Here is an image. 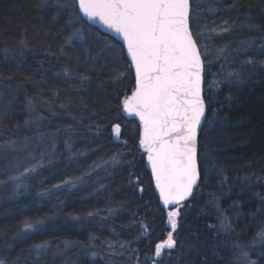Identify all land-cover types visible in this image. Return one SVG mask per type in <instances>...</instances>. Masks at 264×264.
<instances>
[{"label": "trees", "instance_id": "obj_1", "mask_svg": "<svg viewBox=\"0 0 264 264\" xmlns=\"http://www.w3.org/2000/svg\"><path fill=\"white\" fill-rule=\"evenodd\" d=\"M73 3L0 0V145L14 142L0 148V264H236L237 245L264 228V0L200 8L206 27L236 34L242 79L210 104L203 92L199 185L181 205L176 247L156 262L168 231L140 125L121 115L130 65L118 43L69 16ZM25 158L36 171L11 179Z\"/></svg>", "mask_w": 264, "mask_h": 264}, {"label": "snow or ice", "instance_id": "obj_2", "mask_svg": "<svg viewBox=\"0 0 264 264\" xmlns=\"http://www.w3.org/2000/svg\"><path fill=\"white\" fill-rule=\"evenodd\" d=\"M71 9L70 17L98 21L123 41L130 67L135 72V88L124 98L123 111L140 121L139 145L147 155L152 181L164 208L181 205L192 196L199 179L198 131L206 113L202 95L204 60L196 34L190 27L191 0H74ZM229 30L223 27L221 32ZM74 36L82 38L79 29ZM246 63L252 64L254 60L249 58ZM233 75L238 76L228 74L229 77ZM111 132L119 139L121 126L114 124ZM12 144L14 142H9L0 148ZM28 163L26 158L16 159L13 166L23 167L24 171L11 179L20 181L21 177L35 172V166H25ZM65 183L75 186L74 181ZM179 215L178 210L168 211L167 223L171 231L166 239L155 244L156 257H160L164 249L176 247L173 233ZM24 223L25 230L34 227L28 221ZM253 239L264 241V228ZM68 243L66 241L65 245ZM47 247V242L35 245L37 250ZM242 255L246 259L247 253Z\"/></svg>", "mask_w": 264, "mask_h": 264}, {"label": "rangeland", "instance_id": "obj_3", "mask_svg": "<svg viewBox=\"0 0 264 264\" xmlns=\"http://www.w3.org/2000/svg\"><path fill=\"white\" fill-rule=\"evenodd\" d=\"M196 5L193 6V13H192V22L194 25V34H196V39L198 41L202 59L204 60V74L205 82H203V92L206 93L208 97V103L210 104L213 102L219 93L223 90L226 92L232 86H236L239 84V81L242 79L240 74L237 71L238 63H236V59L233 57L232 53H236V34H233V30H230L226 33H222L221 29L226 27L225 25L221 24V26L215 29V31H211L212 29L209 28V25H205V19L201 21L200 19V8L207 6V2L215 1V0H194ZM203 9V8H202ZM223 49V51H219ZM238 74L229 77L228 74ZM215 82V83H214ZM231 86V87H230ZM131 95V94H130ZM129 95V96H130ZM124 100V99H123ZM121 101V110H123L122 102ZM137 120V119H135ZM138 122V120H137ZM141 132V130H140ZM142 150V149H141ZM142 153L146 157V153L142 150ZM199 167V163H198ZM153 189L157 195V192L153 186ZM158 196V195H157ZM181 205L175 206L171 209L165 210V227L167 231H171L170 226L167 223V213L171 210H178L180 211ZM179 216L177 218V221ZM167 232V233H168ZM176 232V231H175ZM175 233H173L174 235ZM256 235L252 236V239ZM167 238V234L165 239ZM257 242V243H256ZM253 246L252 251H255L254 248L258 247L259 250L256 251V255H250L251 248ZM263 247V249L261 248ZM173 249H164L160 257H156L154 254L153 262L158 260L157 258H161L164 254H168ZM243 252L247 253V257L242 255ZM154 264V263H151ZM236 264H264V241H260L259 239H253V245L248 242L244 243L240 247H236Z\"/></svg>", "mask_w": 264, "mask_h": 264}, {"label": "water", "instance_id": "obj_4", "mask_svg": "<svg viewBox=\"0 0 264 264\" xmlns=\"http://www.w3.org/2000/svg\"><path fill=\"white\" fill-rule=\"evenodd\" d=\"M77 12H78V8H77ZM81 19H82V20L86 23V25H88L89 27H91V28L97 30L99 33H101V34H103V35H105V36H107V37H110V38L113 39L116 43H118V44L121 46V48H122V50H123V52H124V54H125V57H126L128 63H129V65L131 64V61H130V59H129L128 56H127V50H126V48L123 47V41L120 39V37H119L117 34H115L114 32H111L110 30L106 29L103 25L99 24L98 21H88L86 18H83V17H81ZM130 69H131V72H132V75H133V78H134V88H135V72H134V69H133V68L130 67ZM203 74H204V73H203ZM202 87H203V86H202ZM202 95H203V91H202ZM121 115H122V117H123L125 120L137 119V120H138V123H139V125H140V121H139V119H138L137 117H135V116H130V115H128L127 113H125L123 110H121ZM206 115H207V110H206V113H205V118L202 120L201 127H200V129H199V131H198V138H199V135H200V133H201V130H202L204 124H205ZM140 130H141V127H140ZM113 140L115 141V143L120 144V142L118 141V139H116L114 136H113ZM145 166H146V170H147V172L149 173V175H150V177H151V181H152L151 168H150V166L148 165V162H147V155H146V157H145ZM198 168H199V167H198ZM199 181H200V175H199V179H198L197 185H196V186L194 187V189H193V192H194V191L196 190V188L198 187V185H199ZM152 184H153V186H154V188H155V184H154L153 181H152ZM155 190H156V188H155ZM156 192H157V195H158V198H159V201H160L159 192H158L157 190H156ZM190 198H191V196H190L187 200L183 201L182 204H184L185 202H187ZM182 204H181V205H182ZM160 205H161V207H162L163 210H168V209H171V208L177 206V205H170V206L166 209V208H164V206H163V204H162L161 201H160ZM145 236H146V235H145ZM157 259H159V258H157Z\"/></svg>", "mask_w": 264, "mask_h": 264}, {"label": "bare ground", "instance_id": "obj_5", "mask_svg": "<svg viewBox=\"0 0 264 264\" xmlns=\"http://www.w3.org/2000/svg\"><path fill=\"white\" fill-rule=\"evenodd\" d=\"M145 235L147 236L146 232H145V234H144V236H143V237H146ZM158 260H159V259H158Z\"/></svg>", "mask_w": 264, "mask_h": 264}]
</instances>
